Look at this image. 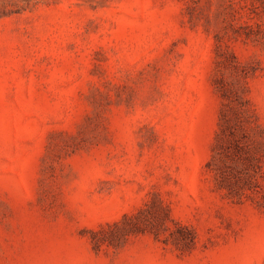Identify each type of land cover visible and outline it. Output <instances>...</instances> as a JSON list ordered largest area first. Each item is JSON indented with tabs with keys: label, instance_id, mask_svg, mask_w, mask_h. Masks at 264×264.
Masks as SVG:
<instances>
[{
	"label": "rangeland",
	"instance_id": "374dc122",
	"mask_svg": "<svg viewBox=\"0 0 264 264\" xmlns=\"http://www.w3.org/2000/svg\"><path fill=\"white\" fill-rule=\"evenodd\" d=\"M0 264H264V0H0Z\"/></svg>",
	"mask_w": 264,
	"mask_h": 264
},
{
	"label": "trees",
	"instance_id": "16d2710c",
	"mask_svg": "<svg viewBox=\"0 0 264 264\" xmlns=\"http://www.w3.org/2000/svg\"><path fill=\"white\" fill-rule=\"evenodd\" d=\"M221 122H220V132L217 136V148L214 149V155L212 157V160L208 162L207 167L208 170L213 172L218 184V188H223L224 182H225V177L223 176V171L218 163V160L222 157L223 153L220 152L221 148V143H223V140L230 135V137H234L233 132L230 129V124L227 119V115L221 114ZM234 141H237L236 139H233ZM217 149V150H216ZM242 148L238 146V142H236V145L233 147V151L238 153L241 151ZM239 160L241 159L242 161L245 162L248 167H252V158L249 156H245L244 159L242 157L238 158ZM249 176H253L252 174L250 175V172H248Z\"/></svg>",
	"mask_w": 264,
	"mask_h": 264
}]
</instances>
